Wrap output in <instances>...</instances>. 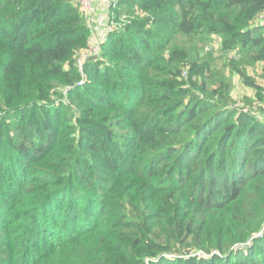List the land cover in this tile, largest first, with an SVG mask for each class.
<instances>
[{"label": "trees", "instance_id": "16d2710c", "mask_svg": "<svg viewBox=\"0 0 264 264\" xmlns=\"http://www.w3.org/2000/svg\"><path fill=\"white\" fill-rule=\"evenodd\" d=\"M96 5L0 0V264H264V0Z\"/></svg>", "mask_w": 264, "mask_h": 264}, {"label": "built area", "instance_id": "2783aa9c", "mask_svg": "<svg viewBox=\"0 0 264 264\" xmlns=\"http://www.w3.org/2000/svg\"><path fill=\"white\" fill-rule=\"evenodd\" d=\"M115 1L116 0H79V7L83 15L89 20L94 10V7L98 2H103L105 3L107 7H111ZM258 17L263 18L264 13L260 14ZM115 27H116V23L113 21L101 23V30H100L101 37H102L101 41H103L106 34L110 32L111 30H113ZM99 51H100V40H98V37L94 34L91 36L89 40L88 48L85 51H83L81 54H79V56L77 57L76 64H77L78 70L80 71L82 70L83 58L88 56V54L94 55L98 53ZM82 82L83 80H80L77 84H81ZM69 88L70 87L66 88L64 91H67Z\"/></svg>", "mask_w": 264, "mask_h": 264}, {"label": "crops", "instance_id": "0c3cea01", "mask_svg": "<svg viewBox=\"0 0 264 264\" xmlns=\"http://www.w3.org/2000/svg\"><path fill=\"white\" fill-rule=\"evenodd\" d=\"M106 15H107V9L105 7H103L101 5H95L94 10H93L91 17H90V22H91V24L95 25L94 28L97 29L98 31L101 30V23H102V21H104L106 19ZM256 70H257V72L259 71V69H256ZM249 73H250V70H249ZM258 80L260 81L259 83L264 85V79L263 78H258ZM237 81H238V79H237ZM245 90H247V91L250 90L251 91L250 93L254 92L253 89H247L246 88ZM245 95L249 96L248 93H246ZM252 96H253V94H252Z\"/></svg>", "mask_w": 264, "mask_h": 264}, {"label": "rangeland", "instance_id": "374dc122", "mask_svg": "<svg viewBox=\"0 0 264 264\" xmlns=\"http://www.w3.org/2000/svg\"><path fill=\"white\" fill-rule=\"evenodd\" d=\"M118 8H112L110 11L111 13H115V11L117 10ZM250 74L253 76V78L255 80H257L259 78V76L257 75V70L255 69H250ZM259 81V80H258ZM237 81V79H233V82H232V89H231V96L233 97V100H239V98H242L243 96H245L246 93L249 94V96L251 95V97H254L255 95V91L253 93H250L251 91H247L245 90L246 87H243L242 86V83ZM253 94V96H252ZM261 104V103H259Z\"/></svg>", "mask_w": 264, "mask_h": 264}]
</instances>
